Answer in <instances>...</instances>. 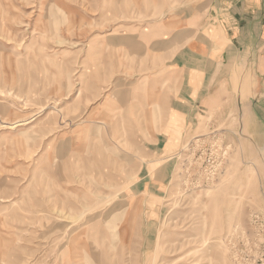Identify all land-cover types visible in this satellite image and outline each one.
Listing matches in <instances>:
<instances>
[{
    "label": "rangeland",
    "instance_id": "374dc122",
    "mask_svg": "<svg viewBox=\"0 0 264 264\" xmlns=\"http://www.w3.org/2000/svg\"><path fill=\"white\" fill-rule=\"evenodd\" d=\"M211 7L0 0V264H264V59Z\"/></svg>",
    "mask_w": 264,
    "mask_h": 264
},
{
    "label": "crops",
    "instance_id": "0c3cea01",
    "mask_svg": "<svg viewBox=\"0 0 264 264\" xmlns=\"http://www.w3.org/2000/svg\"><path fill=\"white\" fill-rule=\"evenodd\" d=\"M206 5H212V10L213 8L226 10L228 15L227 31L232 33V44L235 49H240L243 43H249L246 46L249 62L255 55H260L264 59V0H206ZM211 14L212 11H210ZM194 48L196 50L200 47ZM195 53L197 52L195 51ZM188 54L192 57L189 52L180 54V65L188 66L190 62ZM249 108L251 112L255 113L254 118H257L250 103Z\"/></svg>",
    "mask_w": 264,
    "mask_h": 264
},
{
    "label": "bare ground",
    "instance_id": "6f19581e",
    "mask_svg": "<svg viewBox=\"0 0 264 264\" xmlns=\"http://www.w3.org/2000/svg\"><path fill=\"white\" fill-rule=\"evenodd\" d=\"M250 76V75H249ZM248 80V79H247ZM245 82V81H244ZM249 83V82H248ZM245 86V85H244ZM250 87V86H249ZM248 88V87H247Z\"/></svg>",
    "mask_w": 264,
    "mask_h": 264
}]
</instances>
